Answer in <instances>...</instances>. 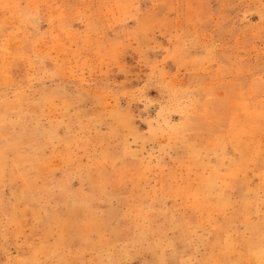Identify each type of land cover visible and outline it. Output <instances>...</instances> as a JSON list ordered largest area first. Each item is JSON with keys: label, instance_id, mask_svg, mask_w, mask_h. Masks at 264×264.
I'll list each match as a JSON object with an SVG mask.
<instances>
[{"label": "rangeland", "instance_id": "1", "mask_svg": "<svg viewBox=\"0 0 264 264\" xmlns=\"http://www.w3.org/2000/svg\"><path fill=\"white\" fill-rule=\"evenodd\" d=\"M0 264H264V0H0Z\"/></svg>", "mask_w": 264, "mask_h": 264}]
</instances>
